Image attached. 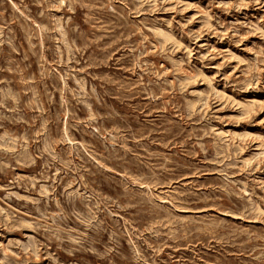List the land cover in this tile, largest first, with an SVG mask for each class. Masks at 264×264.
Returning a JSON list of instances; mask_svg holds the SVG:
<instances>
[{
  "label": "rangeland",
  "instance_id": "obj_1",
  "mask_svg": "<svg viewBox=\"0 0 264 264\" xmlns=\"http://www.w3.org/2000/svg\"><path fill=\"white\" fill-rule=\"evenodd\" d=\"M0 264H264V0H0Z\"/></svg>",
  "mask_w": 264,
  "mask_h": 264
}]
</instances>
